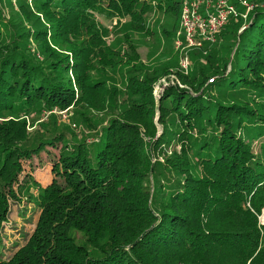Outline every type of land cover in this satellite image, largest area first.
Returning a JSON list of instances; mask_svg holds the SVG:
<instances>
[{
    "label": "trees",
    "instance_id": "obj_1",
    "mask_svg": "<svg viewBox=\"0 0 264 264\" xmlns=\"http://www.w3.org/2000/svg\"><path fill=\"white\" fill-rule=\"evenodd\" d=\"M182 1L159 0L175 17ZM249 1L248 23L231 18L216 42L190 48V61L206 63L173 72L178 82L168 67L147 69L133 46L109 73L122 66L107 57L101 17L148 33L149 0H21L22 33L0 53V116L70 108L102 126L94 141L64 128L33 150L26 122L0 120V264H264V0ZM172 124L180 150L169 157L157 132ZM48 144L58 175L42 188L24 164ZM35 188L37 207L21 205ZM16 204L20 219L39 214L31 233L13 224Z\"/></svg>",
    "mask_w": 264,
    "mask_h": 264
},
{
    "label": "rangeland",
    "instance_id": "obj_2",
    "mask_svg": "<svg viewBox=\"0 0 264 264\" xmlns=\"http://www.w3.org/2000/svg\"><path fill=\"white\" fill-rule=\"evenodd\" d=\"M149 1L152 3V8L147 18V25L149 26L148 33L134 31V28L132 29L129 22L122 26H115L114 24H112L115 23L114 21L111 22L109 19L106 20L105 18L101 17L100 22L108 26L105 38L107 41V50L110 51L107 53V57L111 64L120 63L122 66L121 69H118V67L116 66L112 67V71H109V73L117 72V74H119L122 71V68H124V65L129 60L128 56L132 54L130 46H133V48H135L139 52L140 59L147 69L149 68L150 71L155 69L157 72H160L162 69L168 67L170 68V71L168 73L170 75V80L173 79L179 82L178 77L175 76L173 72L181 70V67L179 65L181 56L176 45V30L179 24L180 14H178L177 17L169 15L163 10L165 4L161 5V2H159V0ZM230 2L235 3L239 9L243 10V7L238 4L237 0H230ZM20 4L21 0H0V18H2V24L0 25V45H4V50L0 53H9V50L14 47V45H12V42H14L15 39L13 38L17 37L19 33H22V25H16L21 18H26V14H22L18 10ZM28 7L30 12H32L33 6L31 4H28ZM16 18H18L19 20L16 21ZM176 19L177 24H174L173 26V23H175ZM27 25L28 26H26V30H30L34 27L31 26V23H28ZM220 43H222L223 45H227V42L225 41H220L219 44ZM6 44L8 45L5 48ZM224 53L226 55H232L231 52L229 53L225 50ZM199 61L206 63L205 59H203L202 57H196L190 61V67L188 71L182 70L184 74H189L188 72L194 70L196 64ZM112 76L115 77V74H113ZM161 79L162 80L158 83L164 82L163 78ZM117 81L120 82L121 80L118 79ZM122 83L123 82L121 81L118 84L121 85ZM209 83L211 84L210 80L208 81V84ZM106 85L110 87L109 84L106 83ZM158 87L159 85H156V88ZM222 93H219V96H222ZM108 116H111L110 112H108L106 116H103V118H106ZM7 118H13L15 120L26 122V126L29 131V138L26 145L30 148H33V150L34 146L38 145L39 141L42 140L49 142L48 138H52L56 134V132H62L64 128L69 132L70 136L75 142L94 141L98 137L99 131L101 130L102 126L100 125L101 122L99 123L97 128L84 124L81 115L70 108L58 109L57 107H55L53 110L33 108L28 111L18 110L13 113H6L0 116V120ZM158 118L159 116L156 118L157 121ZM170 128L172 131H166L163 129L162 125H158L157 132V137L162 136L163 134H168L164 147L169 157L172 156L173 150H180V148H176V137H179V134H174V132L178 131L179 127L172 124ZM58 153V148H54V146L48 144L47 148L42 151L41 155H34L32 160H28V162L24 164L26 171L28 173H34L39 185L42 188L52 184L54 182V179L58 175L57 169L48 159L50 155L55 154L54 156H56ZM164 159V157L158 159L160 160V162H157L156 165L159 168L160 172H162L159 175V180L162 182V184H167V180L165 177L169 175L167 173V170L164 168L166 166L165 164L167 163ZM149 180V185H151L153 189L154 186L158 184V178L151 175ZM31 191L32 195L27 192L24 193L23 197L25 200L21 203V205L37 207L35 204L38 200L40 189L35 188L31 189ZM19 208L20 206H18V204L13 205V211L11 215V219L14 221L13 224L19 230L22 228L25 232L31 233L35 227V223L39 214L37 215L35 212H33L36 217L34 218V220L29 222V220H24L23 218L20 219L18 217L17 210ZM261 218L262 222L264 223V213L262 214ZM10 227L8 228L7 232L11 239L13 238L14 240V238L18 237V231ZM21 240L23 243L24 240L22 238ZM8 254L10 255L11 253L8 252Z\"/></svg>",
    "mask_w": 264,
    "mask_h": 264
},
{
    "label": "built area",
    "instance_id": "obj_3",
    "mask_svg": "<svg viewBox=\"0 0 264 264\" xmlns=\"http://www.w3.org/2000/svg\"><path fill=\"white\" fill-rule=\"evenodd\" d=\"M239 9L230 0H183L176 45L182 56L180 66L184 71L190 67L188 50L201 47L205 42L214 43L222 28L231 18L248 21L250 12L257 4L249 0H237ZM214 78L210 81L213 82Z\"/></svg>",
    "mask_w": 264,
    "mask_h": 264
},
{
    "label": "water",
    "instance_id": "obj_4",
    "mask_svg": "<svg viewBox=\"0 0 264 264\" xmlns=\"http://www.w3.org/2000/svg\"><path fill=\"white\" fill-rule=\"evenodd\" d=\"M252 23V21L250 22V24ZM264 213V212H263ZM262 216V215H261ZM260 220H261V222H262V218L260 217ZM263 223V222H262Z\"/></svg>",
    "mask_w": 264,
    "mask_h": 264
}]
</instances>
